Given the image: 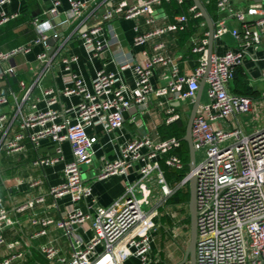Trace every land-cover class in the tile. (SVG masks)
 Listing matches in <instances>:
<instances>
[{
    "label": "built area",
    "instance_id": "2783aa9c",
    "mask_svg": "<svg viewBox=\"0 0 264 264\" xmlns=\"http://www.w3.org/2000/svg\"><path fill=\"white\" fill-rule=\"evenodd\" d=\"M187 0H136L135 3L122 2L108 9L103 15L104 22L117 18L132 19L147 15V24L155 22L156 10L164 2L182 5ZM210 3L211 0H201ZM53 7L46 14L57 15L61 0H51ZM71 18L82 16L87 8L83 0H69ZM11 0H0V6H7ZM217 12L222 16L215 22L214 38H222L231 32L240 44L229 49L223 55H212L207 73V40L196 46L195 52L204 57L200 66L190 75H181L179 68L163 54L137 65L129 62L121 64L120 71L132 70L136 76L134 88H129L120 80L118 73L101 70L96 74L92 87H88L83 78L70 74V87L64 90L65 96L80 95L79 104L72 109L73 120H60V112L54 108L58 99L53 89L47 90V109L22 116L14 138H8L14 129L8 127L9 116L0 113V152H14L24 148L28 140L36 148L43 140L50 139L62 145L68 143L72 151V160L65 163L64 182L51 188L55 200L68 197L70 209L60 219L36 217L32 225L36 231L32 237L44 236L46 228L55 226L65 232L71 242L72 253L69 258L60 255L59 248L53 243L44 244L41 252L50 264H124L127 257L138 259L140 264H152L151 252L154 242L153 230L158 209L165 205L178 190L186 188L192 176L197 179V226L196 246L197 264H264V125L247 132L239 121L250 114L254 100L247 96L232 94L230 84L235 79L236 70L244 65L250 50L256 52L264 42V5L238 8L235 0H215ZM189 12L195 18L202 16L197 7L191 6ZM18 14L3 10L0 13V27L16 19ZM226 18L235 20L240 27L230 30ZM189 17L178 15L173 22L151 32H141L138 28L134 39L136 46H145L155 36L165 32L184 31ZM40 37L36 44L47 49L49 37L46 31L50 22L34 20ZM204 25V24H203ZM103 26H96L78 33L84 49L93 56L103 55L108 43L101 39ZM56 34L54 39H58ZM164 49L163 44L155 47ZM27 49L14 50L0 54V61L10 59ZM39 59L51 65L46 52ZM76 57L64 60L67 71L72 70ZM158 63L169 66L164 79L167 85L155 89L151 82L154 66ZM15 68L3 70L0 64V79L14 74ZM264 78V72H263ZM208 85L210 102L200 104L193 122L192 137L196 155L204 152V159L196 165L175 186L165 179L159 160L170 151L179 149L181 141L175 138L155 142L149 137H137L118 148L115 160L103 158L98 175L100 180L119 175L125 178V191L122 196L108 207H96L89 204L92 188L85 183L83 167L93 161L95 147L99 143L97 128L117 140V134L124 128L125 113L132 107L146 104L151 96L167 99V124L180 120L172 103L187 105L197 97L201 81ZM22 87L25 88L24 82ZM27 91L24 102L28 100ZM8 103L5 96L0 97V105ZM170 105V106H169ZM264 105V97H263ZM32 108H36L35 104ZM225 124V125H222ZM94 133H90V131ZM15 131V130H14ZM61 154V149L58 150ZM62 160L59 157H43L37 162L42 167L52 166ZM140 164V165H137ZM166 164L177 170L184 168L182 160L171 155ZM137 175L135 181L130 177ZM157 176L161 186V199L153 209L150 179ZM39 181V180H38ZM33 182L32 187L40 182ZM39 197L16 208L22 213L42 203ZM87 204V210L79 207ZM19 221L11 215L4 205L0 192V247L5 253L0 256V264H19L27 260L26 242H9L7 231ZM88 225L93 233L91 240H83L77 233L79 228ZM39 227V229H38ZM27 248V247H25Z\"/></svg>",
    "mask_w": 264,
    "mask_h": 264
},
{
    "label": "crops",
    "instance_id": "0c3cea01",
    "mask_svg": "<svg viewBox=\"0 0 264 264\" xmlns=\"http://www.w3.org/2000/svg\"><path fill=\"white\" fill-rule=\"evenodd\" d=\"M87 2V8L81 17L71 18V5L69 0H61L59 12L57 15H48L53 4L51 0H11L7 6H0V13L5 10L9 13H16L18 17L0 27V54L8 53L14 50L27 49L19 52L10 59L1 60V68L7 70L10 67L15 68L14 74H8L0 79V97L5 96L8 103L0 105V113L8 114L9 123L14 129L9 133L8 138H14L18 131L21 118L32 112L44 111L47 109V98L45 92L53 89L54 96L58 103L54 106L60 112V120H73V107L77 106L81 100L80 95L65 96L63 94L66 88L70 87V74L74 73L83 78L88 87L92 83L96 74L101 70L106 72L118 73L120 80L129 88L135 87L136 76L132 70L120 71L121 64L129 62L133 65L141 64L157 54H163L165 58L172 60L179 68L181 75H190L200 66L204 54L195 52L196 46L201 45L207 40L206 48H209V28L206 20H200L198 23L193 21L189 26L190 18H195L188 9L189 22L184 31L165 32L150 39L145 46H136L134 39L138 28L141 32H151L163 28L168 22H173L175 17L182 14H173L168 10L166 2L156 10L154 16L155 22L147 24L148 16L143 14L132 19L117 18L112 22H104L103 15L105 11L111 9L122 2L133 4L136 0H83ZM195 5V4H194ZM238 8H246L264 5V0H235ZM214 23L222 17L215 7L213 16L210 15ZM41 22H50V29L46 31L49 37L47 49L36 44L40 37L34 20ZM201 19V18H200ZM230 30L237 29L240 25L231 18H226ZM204 24V25H203ZM96 26H103L101 39L108 43L103 55H90L83 47V42L78 37V33ZM58 34L57 41L50 43L51 39ZM213 55H223L229 49L236 48L240 41L236 40L229 32L222 38H214ZM55 40V39H54ZM163 44L164 49L156 51L155 47ZM46 52L50 58L51 65L46 66L39 59V55ZM70 57H76L77 61L72 64V70L67 71L64 60ZM169 66L158 63L154 66L151 82L155 89L167 85L164 79ZM264 42L256 52L250 50V55L246 57L244 65L236 70L235 79L230 84L229 91L232 94L247 96L254 100L253 109L247 116L243 117L239 124L247 132L257 129L264 125ZM70 73V74H69ZM15 80L16 83H10ZM205 80V79H203ZM202 80V81H203ZM201 81V82H202ZM22 82L25 88L22 87ZM208 85L205 83L202 93L201 104H207L210 99L207 94ZM27 91H30L29 98L24 102ZM244 92H248L244 93ZM194 102V101H193ZM193 102L187 105L172 103L176 113L181 116L180 120L187 121ZM36 108H32V105ZM170 106V105H169ZM167 99L157 98L154 95L148 102L142 106L132 107L125 113L124 128L117 134V140L112 141L113 137L103 132L101 128L96 129L99 136V143L95 147V154L90 165L83 167V177L85 183H89L92 188V196L88 201L96 207H108L125 191V178L115 175L107 179L100 180L98 175L102 168V159L115 160L118 157L119 145L137 137H149L155 142L164 141L159 134V128L167 124ZM246 117H255L254 122L244 125ZM179 121V120H178ZM256 123L258 125H256ZM225 125V124H222ZM94 133V131H90ZM24 148L14 152H0V192L4 198V205L11 215L19 221L14 227L10 228L6 237L9 242L20 240L26 242L20 250H26L27 260L19 264H50L41 252L44 244L53 243L59 250L60 255L69 258L72 253L71 242L65 235V232L55 226L47 227L44 236L32 237L36 229L32 225V220L36 217L60 219L71 206L68 197L55 200L51 194V188L59 186L64 182V166L66 162L72 160V151L68 143L58 145L50 139L43 140L36 148L25 140ZM61 149V154L58 150ZM62 160L58 163L42 167L37 162L43 157H59ZM140 165V164H137ZM137 175L130 177L135 181ZM39 180V181H38ZM40 182L32 187L33 182ZM177 182L171 186H175ZM151 189L152 204L158 205L161 199V186L158 177L155 175L149 181ZM43 198L42 203L35 204L34 208L16 213V208L37 198ZM165 206V205H163ZM82 210H87V204H79ZM173 208V207H170ZM165 208L163 213L159 212L156 218V227L159 229V253L158 248L153 243L151 252L152 264H166L163 248L165 242L170 238L164 236L160 231L158 219L161 215L169 214L175 221V227H181L182 237L186 238L190 227L185 223L186 214L179 212L177 219ZM159 211V209H158ZM155 228V225H154ZM168 230V227H166ZM39 229V227H38ZM78 235L85 241L93 238V233L88 225L77 230ZM6 249L0 247V256ZM185 256V255H184ZM184 258V257H183ZM124 264H140L138 259L129 256Z\"/></svg>",
    "mask_w": 264,
    "mask_h": 264
},
{
    "label": "trees",
    "instance_id": "16d2710c",
    "mask_svg": "<svg viewBox=\"0 0 264 264\" xmlns=\"http://www.w3.org/2000/svg\"><path fill=\"white\" fill-rule=\"evenodd\" d=\"M165 3V2H164ZM169 5L167 8L171 11L172 17L175 14H188V9L191 6H194L193 0H187L184 4L178 5L177 3H166ZM208 13L213 16L215 10V0H211L210 3H204ZM174 14V15H173ZM214 17V16H213ZM201 18V19H200ZM200 18H190L189 26L191 23L195 21L198 23L200 20H204L203 17ZM10 83L15 84V80H10ZM247 93L248 92H244ZM186 121L179 120L171 124H164L161 128H159V134L161 138L164 140L175 138L181 141V147L176 150L170 151L166 156H164L161 160H159V165L161 170L164 173V177L168 183L174 185L175 182H180L189 172V147L186 142L183 141L186 132ZM171 155L178 156L182 162L184 163V168L182 170H177L169 167L166 164V158ZM189 201H190V189L189 185L186 188H182L178 190L170 199L167 200L165 206H161L159 208V212L163 213L165 208L170 207H181V213L186 214L185 223L190 227V213H189ZM158 225L160 227V231L163 232L164 236H169L172 238L173 233L172 230L175 227V221L173 217L169 214L161 215L158 219ZM168 227V230L167 228Z\"/></svg>",
    "mask_w": 264,
    "mask_h": 264
},
{
    "label": "water",
    "instance_id": "95a60500",
    "mask_svg": "<svg viewBox=\"0 0 264 264\" xmlns=\"http://www.w3.org/2000/svg\"><path fill=\"white\" fill-rule=\"evenodd\" d=\"M197 9L201 12L202 16L207 22L209 28V48L207 53V73L210 69L211 65V58L213 55V45H214V35H215V23L211 18L210 14L208 13L205 5L202 3L201 0H193ZM58 39H51L50 43L53 45L55 41ZM205 86V80L201 82L200 89L197 92V97L193 102L192 109L188 114L187 124H186V132L183 138V141L188 144L189 147V168L190 172H193L196 168L197 161H196V148L194 147L193 137H192V128L193 122L196 117L198 108L201 104L202 93ZM189 189H190V201H189V213H190V240L188 247L185 252V256L183 260L178 264H197L196 259V246H197V239H198V226H197V179L195 176H192L189 181Z\"/></svg>",
    "mask_w": 264,
    "mask_h": 264
},
{
    "label": "rangeland",
    "instance_id": "374dc122",
    "mask_svg": "<svg viewBox=\"0 0 264 264\" xmlns=\"http://www.w3.org/2000/svg\"><path fill=\"white\" fill-rule=\"evenodd\" d=\"M254 118L255 117H253V118L246 117L245 121H244V125L246 127H248V124H251L254 122ZM186 123H187V121H186ZM256 125H258V124L256 123ZM203 159H204V152L203 151L198 152L196 155L197 164H199ZM152 201H154V200H152ZM156 207H157V205L155 203H153L152 208L156 209ZM168 210L173 215H175V217L177 219V224H179L180 218L178 217V214L181 211V207L176 206L173 208H169ZM182 215L183 214L181 213L180 216H182ZM154 223H155V228L153 230V236H154V242L158 248V253H159V239H160L159 235H160V233H159V229H157V227H156V219H155ZM176 228L177 229L174 231L175 232L174 237L169 238L165 242V247L163 248V252H164V256H165L164 259L166 261V264H178V263H180L183 260V257L185 255L186 249H187L188 244H189V240H190L189 233L187 234V237L184 238V237H182L181 227H176ZM153 246H154V244H153ZM187 264H189V263H187Z\"/></svg>",
    "mask_w": 264,
    "mask_h": 264
}]
</instances>
